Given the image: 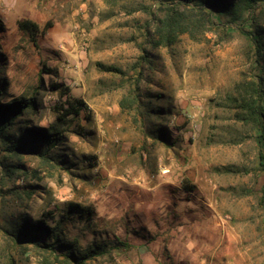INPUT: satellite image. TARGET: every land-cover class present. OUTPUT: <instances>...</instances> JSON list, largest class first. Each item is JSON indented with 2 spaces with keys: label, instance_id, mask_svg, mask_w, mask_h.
I'll use <instances>...</instances> for the list:
<instances>
[{
  "label": "rangeland",
  "instance_id": "obj_1",
  "mask_svg": "<svg viewBox=\"0 0 264 264\" xmlns=\"http://www.w3.org/2000/svg\"><path fill=\"white\" fill-rule=\"evenodd\" d=\"M167 3L0 0L7 96H34L39 106L30 119L45 128L59 124L56 108L66 97L87 108L81 136L75 124L61 126L70 174L0 148V264H60L14 243L3 228L48 212L55 221L73 203L92 209L93 223L69 221V240L110 247L117 238L127 246L87 264H264L258 133L238 122L228 103L235 86L252 78L249 43L224 27L200 41L183 36L169 49H151L142 27ZM23 21L38 26L35 43L18 30ZM142 48L150 64L137 67ZM156 108L170 113L156 117ZM158 126L173 146L148 137Z\"/></svg>",
  "mask_w": 264,
  "mask_h": 264
},
{
  "label": "trees",
  "instance_id": "obj_2",
  "mask_svg": "<svg viewBox=\"0 0 264 264\" xmlns=\"http://www.w3.org/2000/svg\"><path fill=\"white\" fill-rule=\"evenodd\" d=\"M166 1L167 4L159 5L157 14H150V19L142 27L144 43L151 49H169L183 36L192 41H200L207 32H219L224 27L237 29L238 33L248 41L254 72L252 78L243 80L235 86L228 103L233 110L234 118L258 133L260 146L258 165L264 172V27L260 25L261 20H264V0ZM248 22H251L249 26H247ZM17 25L18 30L29 34L35 43L38 26L30 21L18 22ZM247 27L250 30H246ZM0 30H2L1 22ZM141 52L137 67L150 64L146 49L142 48ZM98 67L107 73H119V70L113 67L105 68L100 65ZM138 75L139 78L143 75L142 70ZM52 88L56 90L59 87L54 85ZM4 99H7V102L3 101ZM65 104L68 108L64 110ZM65 104L56 108V121L59 124H51L46 128L34 126L30 116L37 113L39 104L36 98L7 96L5 80L0 78V148L11 156L22 154L35 156L41 165L70 174L73 164L69 160L70 156L61 151L66 141L61 126L75 124L73 133L81 136L83 129L79 126L80 113L87 108L80 100H71L70 97H66ZM164 113H170V109L164 111L156 108L152 111L156 117ZM69 116L70 119L66 120ZM146 133L148 137L158 140L167 147L173 146L166 128L161 126L155 129L148 128ZM1 165L3 169L9 171L8 166L3 163ZM262 199L264 202L263 196ZM46 216L52 222L48 223L42 219ZM53 216L48 212L34 221L21 217L9 223L10 230L7 226L3 229L11 235L14 243L30 245L60 264H87L105 255L109 256L108 251L118 250L120 246L127 247L121 244L119 239L114 238L115 244L110 247L106 241L100 240L80 248L76 240H69L66 237L63 227L69 221L76 219L85 224L93 223V210L90 208L73 203L69 204L67 210L55 221Z\"/></svg>",
  "mask_w": 264,
  "mask_h": 264
}]
</instances>
